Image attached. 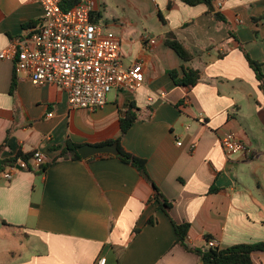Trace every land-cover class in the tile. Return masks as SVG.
Here are the masks:
<instances>
[{
    "label": "crops",
    "instance_id": "1",
    "mask_svg": "<svg viewBox=\"0 0 264 264\" xmlns=\"http://www.w3.org/2000/svg\"><path fill=\"white\" fill-rule=\"evenodd\" d=\"M93 1L96 21L120 40L122 64H142L143 86L113 90L93 113L71 110L61 89L37 87L15 73L12 60L0 59V158L30 156L11 180L0 175V264H200L175 244L169 218L190 224V246L208 247L206 236L222 249L264 242V141H249L243 124L258 119L264 126V93L244 56L264 73V0H213L225 22L203 4L180 0H114L120 11L109 0ZM41 15L35 0H0V52L28 36ZM169 32L193 55L191 63L165 45ZM181 67L199 71L194 86L174 83L169 72ZM130 104L138 119L121 138L119 121ZM226 133L246 153L225 154ZM116 139L146 161L172 202L169 218L150 183L118 156L60 160L44 172L32 160L35 151L48 163L67 143ZM241 163L251 166L255 189L240 186ZM252 261L264 264V253Z\"/></svg>",
    "mask_w": 264,
    "mask_h": 264
},
{
    "label": "built area",
    "instance_id": "2",
    "mask_svg": "<svg viewBox=\"0 0 264 264\" xmlns=\"http://www.w3.org/2000/svg\"><path fill=\"white\" fill-rule=\"evenodd\" d=\"M35 1L42 8L35 28L0 52V59L14 62L15 73H25L37 87H58L66 94L69 109L91 113L105 106L112 90L135 92L142 88V64H122L120 40L96 21L93 0L81 1L68 11L61 9L62 0ZM220 145L227 155L246 153L244 144L232 133L224 134ZM32 160L37 168L46 162L39 151L32 154ZM23 164L17 159L3 173L4 179L11 180ZM207 245L215 247L216 243L210 240ZM96 264H105V259Z\"/></svg>",
    "mask_w": 264,
    "mask_h": 264
},
{
    "label": "trees",
    "instance_id": "3",
    "mask_svg": "<svg viewBox=\"0 0 264 264\" xmlns=\"http://www.w3.org/2000/svg\"><path fill=\"white\" fill-rule=\"evenodd\" d=\"M183 4L193 7L200 4H203L207 7L208 12H213L214 17L218 22H225V18L218 11H214L213 8V0H180ZM80 3V0H62L61 1V9L64 11H68L73 9L77 4ZM257 22V19H254ZM164 43L169 48H171L183 61V63H191L193 60V55L184 47L181 41L177 39L174 33L169 32L164 36ZM244 56L247 60V63L250 69L254 72L256 80L259 82V90L264 93V73L261 70V64L253 59L244 52ZM15 70V69H14ZM179 73H181V77H179ZM170 77L174 81V83L178 86L184 87H192L194 86L199 78V71L181 67V71H170ZM15 88V79L12 81V90ZM137 109L133 105L128 106V110L125 113V116L120 119V130H121V138L125 136L128 130L132 127V125L138 119L136 114ZM7 140V139H6ZM6 141H4L0 145V153L2 149L5 147ZM113 143L117 144V149L119 151L118 158L125 164L132 166L138 174L143 177L150 185L154 191V199L158 204V209L164 212V214L169 218V210L172 207V202L168 201L163 194L159 191L157 186L153 183L146 166V161L139 157H136L128 152H126L120 146V139L116 140H106L105 142L99 144V146L111 145ZM80 146L72 143H67L65 147L61 148L59 155L48 163L42 164L39 168L42 172L46 170V168L55 162L60 160H80L81 156L78 153V148ZM22 159L23 162H27L30 158L29 155H24L22 153H17L16 156L8 159L0 158V175L3 174L7 167L12 165L17 161V159ZM171 224L173 226L174 234L176 237L175 244L183 248L185 251L196 255L200 261V264H253L252 254L255 252L264 253V242L259 243H242L230 246L228 248H218L215 247H194L190 246L187 242V234L190 228V224L182 223L177 224L171 218H169ZM150 225L155 224V219L150 218L148 220ZM138 231V230H137ZM210 237L206 236L203 238L205 243L207 244L210 241Z\"/></svg>",
    "mask_w": 264,
    "mask_h": 264
},
{
    "label": "rangeland",
    "instance_id": "4",
    "mask_svg": "<svg viewBox=\"0 0 264 264\" xmlns=\"http://www.w3.org/2000/svg\"><path fill=\"white\" fill-rule=\"evenodd\" d=\"M108 7L110 9H112L113 11H120L117 9V6L114 2V0H109L108 3H107ZM112 95H113V90L110 91L107 95V97L109 98V100H111L112 98ZM257 121V125H254L255 123H250V122H244L243 120V124L246 128V131L248 133V137L247 135L243 134L242 138H248L249 141H253V140H256V139H259V140H262L264 141V126H261L260 123H259V120L256 119ZM256 126V127H255ZM246 141V140H245ZM258 150V149H256ZM7 170V169H6ZM5 170V171H6ZM237 174H238V181H239V184L240 186H249V187H252L253 189L256 188V181L253 179L252 177V168L251 166H248V164H239V169L237 171Z\"/></svg>",
    "mask_w": 264,
    "mask_h": 264
},
{
    "label": "water",
    "instance_id": "5",
    "mask_svg": "<svg viewBox=\"0 0 264 264\" xmlns=\"http://www.w3.org/2000/svg\"><path fill=\"white\" fill-rule=\"evenodd\" d=\"M78 153L83 159H88L96 155H112L119 156V151L117 149V144L113 143L111 145L104 146H92V145H83L78 148Z\"/></svg>",
    "mask_w": 264,
    "mask_h": 264
}]
</instances>
